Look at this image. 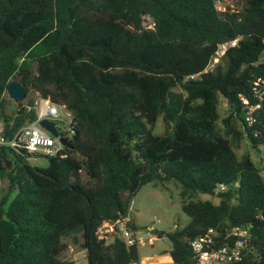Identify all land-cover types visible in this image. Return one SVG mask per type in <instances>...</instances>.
<instances>
[{
    "label": "trees",
    "instance_id": "1",
    "mask_svg": "<svg viewBox=\"0 0 264 264\" xmlns=\"http://www.w3.org/2000/svg\"><path fill=\"white\" fill-rule=\"evenodd\" d=\"M235 1L237 12L217 13L213 0H0L2 139L37 119L36 100L71 121L60 133L69 146L56 156L23 144L0 148V264H76L60 258L66 240L86 264L140 262L132 200L146 185L168 184L189 218L181 230L159 233L172 264H194L190 244L209 229L217 248L234 228L250 237L242 259L229 264H264V180L248 155L235 154L243 139L264 144V96L253 94L264 80V0ZM146 17L152 28L143 27ZM11 81L23 101L8 98ZM240 97L259 105L251 127ZM220 98L228 106L223 133ZM160 117L165 129L154 135ZM37 158L46 166L33 165ZM218 185L227 190L217 194ZM123 219L133 246L118 232ZM80 225L79 235L63 237Z\"/></svg>",
    "mask_w": 264,
    "mask_h": 264
},
{
    "label": "rangeland",
    "instance_id": "2",
    "mask_svg": "<svg viewBox=\"0 0 264 264\" xmlns=\"http://www.w3.org/2000/svg\"><path fill=\"white\" fill-rule=\"evenodd\" d=\"M237 7L239 8V6ZM143 27L147 29L152 28L151 19L147 17L144 18ZM213 67L214 64L211 62L208 66V70L213 69ZM33 98H36V96ZM217 112L219 114L217 129L223 133L225 129L222 120L225 119L228 114V106L221 98ZM59 115L65 122L69 121V118L63 114V110H59ZM234 123L239 129V124L235 121ZM65 125L66 124L60 123L58 129L61 130L65 128ZM164 129L165 126L160 117L157 119L152 129V133L154 135H161ZM36 153L40 154L39 152ZM235 154L238 158L248 155L252 162L260 168L261 176L264 180V144L260 145L258 149H255L250 147L246 139H243L240 141L237 149H235ZM31 162L37 167H45L47 164L46 160L43 158H37L36 160H31ZM1 186L5 189L7 186L6 181H3ZM166 188V190H162L152 185H146L137 192L132 200L129 218L137 227L135 236L137 240L140 241L138 245L140 257H152L154 260V256L157 255V253L162 251L167 252L171 244L165 236L158 239L157 236L160 235L159 233H172L181 230L189 223V218L182 213L180 208L181 200L178 195L179 189L177 186H174V184H168ZM197 198L202 201L208 200L213 203L218 202L216 197L208 195H198ZM152 231L155 234H150ZM66 244L67 247L61 253L60 258L74 261L76 264H86L85 260L83 261L84 252L81 248L74 245L71 240H66Z\"/></svg>",
    "mask_w": 264,
    "mask_h": 264
},
{
    "label": "built area",
    "instance_id": "3",
    "mask_svg": "<svg viewBox=\"0 0 264 264\" xmlns=\"http://www.w3.org/2000/svg\"><path fill=\"white\" fill-rule=\"evenodd\" d=\"M213 8L217 13H235L238 11L235 0H213ZM236 41H232L228 44H222L215 52L212 63L218 64L228 47H233ZM253 94L257 101H261L264 96V80L255 82L253 84ZM240 100L246 109L245 123L251 127L255 123L253 112L259 108V105L250 106L248 101L242 97ZM37 119L20 129L15 135L12 141L5 142L1 134L3 127L0 124V148L2 146L13 147L16 144H23L29 151L39 152L45 156H56L61 150V144L58 139L52 137L45 132L38 122L43 119H47L51 122H55L58 125L66 124L65 128L61 131H71L70 114L65 113V116L69 118L68 122H65L59 115V108L53 105L49 100H39L36 102ZM61 136V135H60ZM236 186V185H235ZM227 190V186L218 185L217 194H221ZM128 219H123L118 224V232L123 239L126 246H133L136 243L133 233L127 228L126 223ZM216 233L213 229H209L204 235L196 240H193L190 244L191 250L195 257L194 264H229L239 262L243 257V252L248 247L249 234L244 228H234L226 235L227 241L214 248V239ZM140 243V241H138ZM85 257H83V261ZM86 262V261H85ZM83 264V263H80ZM129 264H140V262H131Z\"/></svg>",
    "mask_w": 264,
    "mask_h": 264
},
{
    "label": "water",
    "instance_id": "4",
    "mask_svg": "<svg viewBox=\"0 0 264 264\" xmlns=\"http://www.w3.org/2000/svg\"><path fill=\"white\" fill-rule=\"evenodd\" d=\"M6 94L8 96V98L11 101H23L25 99V93L24 90L22 88V86L15 82V81H11L7 88H6ZM10 110L14 111L15 110V106L12 104L10 105ZM38 125L48 134H50L52 137L58 139L59 143L61 144L62 147H68V142L66 140H64L58 132V128L55 122H51L47 119H43L40 120L38 122ZM218 199H222L224 198V196H217ZM84 229L83 225L78 226L75 229L69 230L67 232H65L63 234V237H68L70 235H79ZM152 234H155L153 231L151 232ZM158 238H162L161 235L157 236Z\"/></svg>",
    "mask_w": 264,
    "mask_h": 264
},
{
    "label": "crops",
    "instance_id": "5",
    "mask_svg": "<svg viewBox=\"0 0 264 264\" xmlns=\"http://www.w3.org/2000/svg\"><path fill=\"white\" fill-rule=\"evenodd\" d=\"M38 101L39 100H37V102ZM59 110H63V114L65 115L66 111L63 108H59ZM84 257H85V253H84ZM140 264H172V260L166 252L162 251L154 256V260L152 259V257H140Z\"/></svg>",
    "mask_w": 264,
    "mask_h": 264
}]
</instances>
